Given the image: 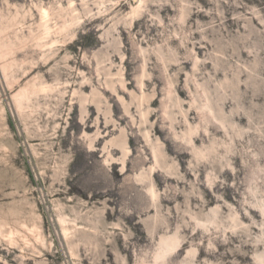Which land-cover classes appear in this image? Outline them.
Here are the masks:
<instances>
[{"label": "rangeland", "instance_id": "rangeland-1", "mask_svg": "<svg viewBox=\"0 0 264 264\" xmlns=\"http://www.w3.org/2000/svg\"><path fill=\"white\" fill-rule=\"evenodd\" d=\"M0 264H264V0H0Z\"/></svg>", "mask_w": 264, "mask_h": 264}, {"label": "bare ground", "instance_id": "bare-ground-1", "mask_svg": "<svg viewBox=\"0 0 264 264\" xmlns=\"http://www.w3.org/2000/svg\"><path fill=\"white\" fill-rule=\"evenodd\" d=\"M74 5H73V2L72 1H70V8H71V11H72V13H75L76 11H77V9H75L74 7H73ZM41 27L42 28H44L45 29V31L47 32V33H49L50 31H51V27L49 26V21H50V18H51V13L48 11V10H46V9H42L41 10ZM74 19L77 21L78 20V17H74ZM65 29V28H64ZM42 51V50H41ZM46 87V86H45ZM142 116L144 117V118H146V116H147V113H142ZM145 120V119H144ZM110 144L112 145V146H116L117 148H119V149H121L122 150V152H123V159H121V162H122V165H123V170L125 169V167H126V158H127V156L130 154V149H129V147H128V144H127V137L126 136H123L121 139H120V141H117V140H112L111 142H110ZM153 147H154V145H153ZM152 147V149H153V155H154V158H155V161H156V163L157 164H160L159 163V160H160V157H161V155H164V154H162V150L160 151L158 148H153ZM165 159V158H164ZM112 161H115L116 159L115 158H113L112 157V159H111ZM120 161V160H119ZM109 162H111V161H107V163H109ZM161 162V161H160ZM114 164V163H113ZM144 176V175H143ZM141 177V176H140ZM63 224H65V221L64 220H62L61 221ZM60 222V223H61ZM64 231L65 232H69L68 231V229H64ZM65 234H67V233H65ZM67 238H68V236H66ZM176 247V245L174 244V242H170L169 244H168V249L169 250H172V249H174Z\"/></svg>", "mask_w": 264, "mask_h": 264}]
</instances>
